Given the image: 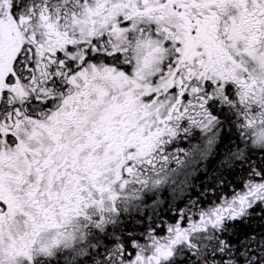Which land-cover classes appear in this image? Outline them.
<instances>
[{
  "label": "snow or ice",
  "instance_id": "1",
  "mask_svg": "<svg viewBox=\"0 0 264 264\" xmlns=\"http://www.w3.org/2000/svg\"><path fill=\"white\" fill-rule=\"evenodd\" d=\"M0 264H264V0H0Z\"/></svg>",
  "mask_w": 264,
  "mask_h": 264
}]
</instances>
